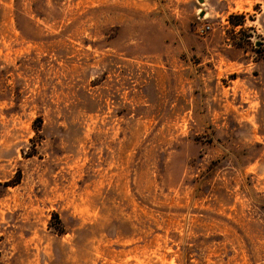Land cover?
I'll use <instances>...</instances> for the list:
<instances>
[{"label":"rangeland","instance_id":"374dc122","mask_svg":"<svg viewBox=\"0 0 264 264\" xmlns=\"http://www.w3.org/2000/svg\"><path fill=\"white\" fill-rule=\"evenodd\" d=\"M0 264H264V0H0Z\"/></svg>","mask_w":264,"mask_h":264},{"label":"built area","instance_id":"2783aa9c","mask_svg":"<svg viewBox=\"0 0 264 264\" xmlns=\"http://www.w3.org/2000/svg\"><path fill=\"white\" fill-rule=\"evenodd\" d=\"M208 28H209L208 25H203V26L200 28V32H201V33L206 32Z\"/></svg>","mask_w":264,"mask_h":264},{"label":"trees","instance_id":"16d2710c","mask_svg":"<svg viewBox=\"0 0 264 264\" xmlns=\"http://www.w3.org/2000/svg\"><path fill=\"white\" fill-rule=\"evenodd\" d=\"M39 121H41V119H38ZM39 130V128H37V131Z\"/></svg>","mask_w":264,"mask_h":264},{"label":"water","instance_id":"95a60500","mask_svg":"<svg viewBox=\"0 0 264 264\" xmlns=\"http://www.w3.org/2000/svg\"><path fill=\"white\" fill-rule=\"evenodd\" d=\"M200 1H203V0H200Z\"/></svg>","mask_w":264,"mask_h":264}]
</instances>
